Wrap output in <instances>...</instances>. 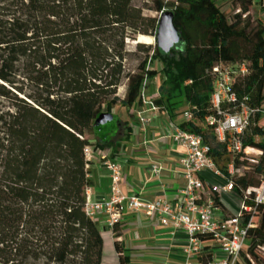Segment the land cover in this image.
Returning <instances> with one entry per match:
<instances>
[{
    "label": "trees",
    "instance_id": "trees-1",
    "mask_svg": "<svg viewBox=\"0 0 264 264\" xmlns=\"http://www.w3.org/2000/svg\"><path fill=\"white\" fill-rule=\"evenodd\" d=\"M152 2L146 9L171 7L179 42L151 55L148 46L137 43L144 57L138 71L125 75L120 98L108 86L122 72L126 39L153 36L156 16L144 14L133 0H0V264H101L103 239L83 210L84 190L92 184L83 155L89 142L83 135L93 134L97 144L113 153L124 148L111 139L98 140L102 124L96 118L117 103L130 106L136 100L144 75H156L155 70L144 71L149 57H159L164 74L154 104L170 117L182 103L187 105L193 121L180 126L199 133L210 146L216 167L230 176L239 195L240 214L249 206L256 220L264 218V203L255 202L254 191L264 180V125L259 124L264 27L250 20L245 28L243 16L253 0H243L242 9L230 15L213 0ZM230 61H246L247 70L233 83L235 102L221 109L238 110L243 102L256 110L241 140L243 149L259 152L257 159L243 151L229 155L205 122L217 114L206 70ZM6 103L10 109H4ZM197 121L205 123L206 130ZM110 128L106 124L105 131ZM129 135L126 126L120 140ZM230 163L232 175L227 172ZM239 169L243 171L234 173ZM216 204L227 217L234 215L219 199ZM116 227L117 264H130ZM247 234L249 243L236 264H264V222L255 221ZM210 258L207 253L199 260L207 264Z\"/></svg>",
    "mask_w": 264,
    "mask_h": 264
},
{
    "label": "built area",
    "instance_id": "built-area-1",
    "mask_svg": "<svg viewBox=\"0 0 264 264\" xmlns=\"http://www.w3.org/2000/svg\"><path fill=\"white\" fill-rule=\"evenodd\" d=\"M250 23V21H249ZM246 23L245 28L249 25ZM246 61H230L214 63L206 73L211 81L210 103L216 109L215 116H207L205 122L212 128L218 142L225 144L229 155L240 151L246 154L258 152L251 148L242 147L241 136L249 126L254 113L243 102L238 110L221 109L222 104L235 102L232 86L238 75L246 73ZM191 80L185 83H190ZM158 87L149 95L142 94V104L135 107L147 106V111L167 114L166 110L154 104L158 96ZM246 100V99H244ZM145 124L149 121L138 108L135 110ZM193 121L191 112L186 107L181 111V122ZM180 122V123H181ZM180 123H172L168 138L179 148L177 162H166L160 152H146L147 170L149 176H160L163 172L183 180L181 187L176 188L173 197H169L166 189L154 199H144L138 193L126 194L121 188L122 165L115 158L110 157L105 149L85 148L86 167H90L92 158L89 154H99L101 164L106 169L110 184L108 192L94 197L91 187L86 189L83 204L85 214L93 221L101 224V229H112L118 225L126 210L134 213L142 212L148 219L174 231L184 234V244L181 248L183 260L181 264H201L199 257L207 253L211 258L207 264H236L240 260L241 252L249 243L248 229L255 226V209L244 207L245 215L239 212L227 217L222 208L216 204L223 192L235 191L230 176H226L218 169L212 159L210 146L203 141L202 136L195 131L182 128ZM150 141L146 136L141 144L146 146ZM259 153V152H258ZM210 170L213 174L225 179L223 185H216L202 177V172ZM227 172L233 174L232 164H228ZM255 202L264 203V180L254 189ZM215 193L217 198L212 196ZM220 255V256H218Z\"/></svg>",
    "mask_w": 264,
    "mask_h": 264
},
{
    "label": "crops",
    "instance_id": "crops-1",
    "mask_svg": "<svg viewBox=\"0 0 264 264\" xmlns=\"http://www.w3.org/2000/svg\"><path fill=\"white\" fill-rule=\"evenodd\" d=\"M137 108L140 111H144L143 115L149 118V121L145 124L142 123L135 111ZM130 110L133 117L129 120L126 119L124 123L125 126L130 127L129 138L128 140H120L121 136L116 140L124 145V148L116 153H113L110 147L105 149L109 155L113 154L112 158L118 160L122 165V191L126 194L138 193L144 199H154L163 188L167 190L171 198L176 188L182 186L183 180L167 172H163L160 176H149L146 152H160L164 155L166 162L170 164L177 162L179 148L167 135L172 130V123L181 122L182 109L177 110V114L174 117H170L168 113L149 112L145 105L141 107L133 105L130 107ZM143 136H146L150 141L146 146L141 144ZM107 139H111V137ZM202 177L216 185H223L225 183L224 178L213 174L210 170L203 171ZM109 184L110 180L106 172L97 174L91 185L93 196H101L108 192ZM220 201L226 211L232 214L239 212V207L236 210L229 207L222 197H220ZM223 212L225 214V211ZM117 226L122 228L121 236L123 234H130V244L129 246L126 245V248L124 246L126 254L130 258V264H133L135 261L137 264H147L146 259L154 256V260H156L154 264H181L183 260L181 248L184 244V234L182 232L174 231L169 227L151 221L142 212L134 213L129 210L124 212L122 220ZM143 231H149L155 237L154 250L150 253L152 257L134 252L133 241L140 238ZM121 236L119 239H121ZM172 249L175 251L172 252Z\"/></svg>",
    "mask_w": 264,
    "mask_h": 264
},
{
    "label": "rangeland",
    "instance_id": "rangeland-1",
    "mask_svg": "<svg viewBox=\"0 0 264 264\" xmlns=\"http://www.w3.org/2000/svg\"><path fill=\"white\" fill-rule=\"evenodd\" d=\"M153 0H133V3L138 6L143 8V12L145 14H149V15H157L159 16V14L156 11L153 10H149L146 9L147 7H151L153 6ZM164 2H169V1H174V0H162ZM215 2V4L217 6H219V8L225 12L227 15H230L233 12L239 11L242 9V2L243 0H213ZM171 7L167 6L165 8V10H170ZM245 17V19H247L246 23H249L250 20H254L255 25H257V27H264V0H253L252 4L249 5L247 7V11L245 12V14L243 15ZM138 41H140L141 43H143L145 46H148L150 49V53L151 54L152 50H156L157 45L156 42L154 40L153 37L150 36H138L137 38ZM136 40H130L127 39L126 40V49L123 52V58L121 60V73L120 75L117 74L116 75V83L114 85L108 86L109 90H114L115 94L112 95H117L118 97L122 98L125 92V85L127 82V79L125 77V75L128 72H134V71H138V65L139 62L143 59L144 54L139 51L136 48ZM181 49L180 47L177 48L176 50ZM146 67H148L149 69H155L156 70V79H152L150 82H148V88L150 90V94L153 92V90L157 87V85L162 82V80L164 79V74L161 70L162 67V63L159 59V57L156 58H151L150 61L146 64ZM104 84V82H103ZM9 104L6 103V106L4 107V109H10V106H8ZM187 106L185 103H182L179 107V109H185ZM111 113H113V115H116V117L114 118V121L112 123L111 119L108 120V122L106 123L107 125H111L112 128H110L108 131H105L106 128V124H103L100 128V132H99V137L101 139H106L108 137H111V139L113 141L118 140L124 133L125 129V121L126 119H132L133 114L131 113L130 108H127V106H125L124 104L121 103H117L116 105L112 106L111 108ZM112 123V124H111ZM196 124L202 129V130H206V126L205 123L201 122V121H197ZM259 124L260 125H264V104L261 108V117L259 120ZM86 137V138H85ZM83 138L87 139L90 143L95 144L96 138L94 137L93 134L88 133V134H84ZM257 140H259L260 138L257 137ZM251 157H254L255 159H257L259 157V153L258 152H251V154H249ZM88 157L92 158V162H88L91 163L90 167L85 169L88 171L87 176L91 179L92 184L93 181L95 180L97 174L101 173V172H106V169L103 167V165L101 164V160L98 158L99 154L97 153H92L89 154ZM243 170L239 169L238 171H234V173H241ZM91 184V185H92ZM91 185L87 186L84 190V197H85V191L86 189L90 188ZM92 191V190H91ZM221 197L223 198V200L225 201V203L236 210V208H240V200L238 199L237 196H235L234 193L232 192H223ZM259 225H261L264 222V218L263 217H258L257 220ZM95 224L97 225L100 234L102 236L103 239V251H102V260H101V264H117V255L116 252L114 251L113 248V238H114V231H113V227L112 229H107L106 227H103L101 229V224H99L97 221H94ZM124 228V227H123ZM122 228L117 226L116 227V231H119L121 234ZM129 236L130 234H123L121 236V239H119V241H121L125 248L127 246H129L130 241H129ZM155 237L152 235V233H150L149 231H143L142 232V236H140V238H138L137 240L134 239L132 246H134V252L139 253L140 255H145L147 257H152V251L154 250V245H155ZM127 245V246H126ZM157 250V249H156ZM175 251L172 249V252ZM125 253H126V249H125ZM220 256V255H218ZM161 257V256H159ZM155 256L152 258H148L146 259L147 264H154V262H156ZM39 264H47L44 262H40ZM66 264H74L73 262L69 261ZM133 264H137V262L135 261Z\"/></svg>",
    "mask_w": 264,
    "mask_h": 264
},
{
    "label": "flooded vegetation",
    "instance_id": "flooded-vegetation-1",
    "mask_svg": "<svg viewBox=\"0 0 264 264\" xmlns=\"http://www.w3.org/2000/svg\"><path fill=\"white\" fill-rule=\"evenodd\" d=\"M167 6H165L161 11H159V12H157L158 14H159V16H157V15H152V16H156L157 17V26H156V30H155V32H154V35L153 36H150V37H153L154 38V40H155V42H156V45H157V48H156V50H160V51H162V52H167V51H169L171 48H173V47H175L177 44H178V42H179V34H178V31H177V29L175 28V26L173 25V22H172V17H171V22H172V25L174 26V28L176 29V31H177V34H178V40L176 41V42H174L173 44H172V46H170L169 47V49L167 50V51H163V50H161L160 49V47H159V45H158V40H157V31H158V24H159V20H160V17H161V15L164 13V12H171V14H172V9H170V10H165V8H166ZM145 14V13H144ZM149 15V14H148ZM138 36H147V35H138ZM138 36H137V38H138ZM137 38L135 39L136 41H135V43L137 44V43H141L140 41H138L137 40ZM127 40V39H126ZM155 50V51H156ZM152 52H153V50H152ZM152 52H151V54H152ZM150 54V55H151ZM150 59H151V57H149L148 58V60H147V62H146V64L150 61ZM161 61V60H160ZM162 63V62H161ZM147 70H155V69H149L148 67H146V65H145V68H144V71H147ZM161 70H162V67H161ZM156 71V70H155ZM152 79H156V75L154 76V77H149V76H147L146 74L144 75V77L142 78V81H141V84H140V88H139V90H138V96H137V98H136V100L130 105V106H127V108H130L131 106H133L134 104H142V94H143V91H145V93H146V95H149L150 94V90H149V88H148V82H150ZM163 81V80H162ZM161 83V82H160ZM160 83H159V85H160ZM116 105V104H115ZM102 107H103V105H102ZM105 115H108L107 116V118H106V120L105 121H102L101 119H100V117H103V116H105ZM111 115H113V113H111V109H110V111L108 112V111H101L100 113H99V115H98V117L96 118V122H99L100 124H106L107 122H108V120L109 119H111V121H112V123H113V121H114V118L113 117H111ZM111 123V124H112ZM101 128V127H100ZM126 128V126L124 127V129ZM125 132V131H124ZM95 137V136H94ZM86 138V137H85ZM84 138V139H85ZM98 140H100L101 142H103V141H105L106 139H101L100 137H99V135H98ZM87 140V139H86ZM107 140H109V139H107ZM88 141V140H87ZM89 142V141H88ZM95 144L96 145H94V144H92V143H88V144H86L85 146H84V148H83V155H84V160H85V167H86V159H85V148H87V147H92L94 150H96V149H107L108 147H102V146H100L99 144H97L96 143V141H95ZM86 168H88V167H86Z\"/></svg>",
    "mask_w": 264,
    "mask_h": 264
},
{
    "label": "water",
    "instance_id": "water-1",
    "mask_svg": "<svg viewBox=\"0 0 264 264\" xmlns=\"http://www.w3.org/2000/svg\"><path fill=\"white\" fill-rule=\"evenodd\" d=\"M171 12H164L159 20L157 40L161 50L167 51L174 42L178 40V34L171 22ZM108 115L100 117L102 121H105Z\"/></svg>",
    "mask_w": 264,
    "mask_h": 264
}]
</instances>
